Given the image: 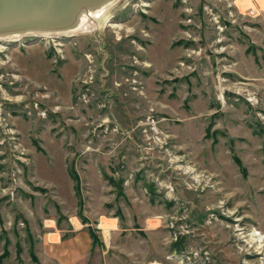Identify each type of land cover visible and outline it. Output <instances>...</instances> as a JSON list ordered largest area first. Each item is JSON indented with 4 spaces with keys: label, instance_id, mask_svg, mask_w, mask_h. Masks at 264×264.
<instances>
[{
    "label": "rangeland",
    "instance_id": "obj_1",
    "mask_svg": "<svg viewBox=\"0 0 264 264\" xmlns=\"http://www.w3.org/2000/svg\"><path fill=\"white\" fill-rule=\"evenodd\" d=\"M118 1L0 36L2 264H264V0Z\"/></svg>",
    "mask_w": 264,
    "mask_h": 264
},
{
    "label": "water",
    "instance_id": "obj_2",
    "mask_svg": "<svg viewBox=\"0 0 264 264\" xmlns=\"http://www.w3.org/2000/svg\"><path fill=\"white\" fill-rule=\"evenodd\" d=\"M111 1L0 0V35L71 30L85 9H98Z\"/></svg>",
    "mask_w": 264,
    "mask_h": 264
},
{
    "label": "crops",
    "instance_id": "obj_3",
    "mask_svg": "<svg viewBox=\"0 0 264 264\" xmlns=\"http://www.w3.org/2000/svg\"><path fill=\"white\" fill-rule=\"evenodd\" d=\"M56 235V232H51V233H46L44 235V243L49 244L50 248H55L52 249L50 252V257L48 259H55L57 260V264H84L86 261V257L88 252L92 249L93 244L92 240L89 236L88 231L85 229H80L78 230L75 234L69 236L68 238L64 240H60L61 236H57V239L55 240H50L51 236ZM55 237V236H54ZM65 245V247H63ZM48 247V248H49ZM45 246L44 250L45 251ZM42 251V258H45V254ZM47 253V250H46ZM71 256V259L70 257ZM69 257V258H68ZM43 260V259H42ZM5 264V263H4Z\"/></svg>",
    "mask_w": 264,
    "mask_h": 264
},
{
    "label": "bare ground",
    "instance_id": "obj_4",
    "mask_svg": "<svg viewBox=\"0 0 264 264\" xmlns=\"http://www.w3.org/2000/svg\"><path fill=\"white\" fill-rule=\"evenodd\" d=\"M113 1V0H112ZM118 2H120V0L118 1ZM110 3V2H109ZM108 3H106V5H107ZM105 6V5H104ZM103 7V6H102ZM102 7H100V8H102ZM115 7V6H114ZM100 8H98V9H85L80 15V18H79V23H78V25L75 27V28H77L82 22H84L85 21V23H87L86 25H84V26H82V28H80V33H87V32H89V31H92L93 29H95L96 28V26H95V28H93L94 26V24H93V20L95 19V18H99V17H101L102 16V14L104 13V11H101V13H99V12H97L98 10H100ZM106 12V11H105ZM110 12V11H109ZM110 15V14H109ZM101 23V22H100ZM116 26V25H115ZM100 27V26H99ZM75 28H73V29H75ZM73 29H71V30H73ZM98 29V28H97ZM102 29V28H101ZM71 30H64V31H59V33H66V34H68V33H71ZM67 31H69V32H67ZM97 31V30H96ZM37 33H41V32H37ZM42 33H48V32H42ZM49 33H51V32H49ZM56 33H58V32H56ZM15 34H20V33H15ZM46 34H42V36H45ZM0 36H4V35H0ZM3 42V41H2ZM4 43V42H3ZM0 44H2L1 43V41H0ZM0 46H2V45H0ZM262 239V238H261ZM260 239V240H261ZM262 241V240H261ZM259 242V241H258ZM264 242V241H263ZM261 247H263V246H261Z\"/></svg>",
    "mask_w": 264,
    "mask_h": 264
},
{
    "label": "trees",
    "instance_id": "obj_5",
    "mask_svg": "<svg viewBox=\"0 0 264 264\" xmlns=\"http://www.w3.org/2000/svg\"><path fill=\"white\" fill-rule=\"evenodd\" d=\"M4 256H6V252L0 256V264H2L1 259H3Z\"/></svg>",
    "mask_w": 264,
    "mask_h": 264
}]
</instances>
